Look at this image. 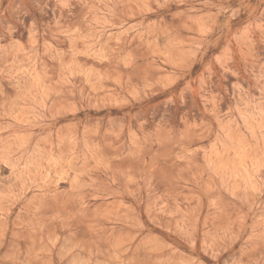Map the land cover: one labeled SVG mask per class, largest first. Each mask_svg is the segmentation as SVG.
Here are the masks:
<instances>
[{"label": "rangeland", "instance_id": "1", "mask_svg": "<svg viewBox=\"0 0 264 264\" xmlns=\"http://www.w3.org/2000/svg\"><path fill=\"white\" fill-rule=\"evenodd\" d=\"M0 264H264V0H0Z\"/></svg>", "mask_w": 264, "mask_h": 264}]
</instances>
